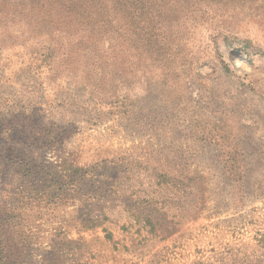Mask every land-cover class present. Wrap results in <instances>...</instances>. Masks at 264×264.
<instances>
[{
    "label": "rangeland",
    "instance_id": "obj_1",
    "mask_svg": "<svg viewBox=\"0 0 264 264\" xmlns=\"http://www.w3.org/2000/svg\"><path fill=\"white\" fill-rule=\"evenodd\" d=\"M208 2L171 26L169 72L0 4V201L27 195L26 264H264V0Z\"/></svg>",
    "mask_w": 264,
    "mask_h": 264
},
{
    "label": "trees",
    "instance_id": "obj_2",
    "mask_svg": "<svg viewBox=\"0 0 264 264\" xmlns=\"http://www.w3.org/2000/svg\"><path fill=\"white\" fill-rule=\"evenodd\" d=\"M0 4L1 8L10 5L21 10L25 19L32 24L67 22L89 25L95 36L108 34L111 39V35L115 34L120 36V40L125 38L126 42L131 43L130 51L139 58H145L146 64L159 63L168 70L164 69V72H169L171 57L166 53L169 50L165 41L169 40L173 23L187 21V9L196 4V0H0ZM193 13L194 20L204 17L211 22L235 20L233 14L217 15L215 10H194ZM127 26L131 31L125 36L127 33L122 30L128 31ZM214 26L223 27L224 24ZM119 47V52L126 51L125 45ZM29 175L30 170L23 172L25 178ZM49 179L52 186L59 184L58 178ZM17 197L16 204L10 202V198H6L5 202L0 201V264L32 263L34 258L31 250L34 235L26 230L20 215V210L28 204L27 195L19 194ZM55 257L53 254L51 259ZM37 264L48 262L42 259Z\"/></svg>",
    "mask_w": 264,
    "mask_h": 264
}]
</instances>
